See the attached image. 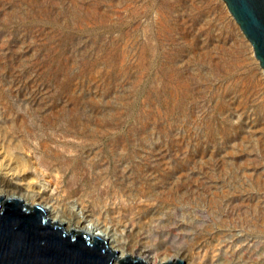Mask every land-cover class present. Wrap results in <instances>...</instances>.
<instances>
[{"label":"rangeland","instance_id":"1","mask_svg":"<svg viewBox=\"0 0 264 264\" xmlns=\"http://www.w3.org/2000/svg\"><path fill=\"white\" fill-rule=\"evenodd\" d=\"M0 188L157 260L264 264V72L225 1L0 0Z\"/></svg>","mask_w":264,"mask_h":264},{"label":"water","instance_id":"2","mask_svg":"<svg viewBox=\"0 0 264 264\" xmlns=\"http://www.w3.org/2000/svg\"><path fill=\"white\" fill-rule=\"evenodd\" d=\"M264 72V0H224ZM37 204L32 207L19 197L0 196V264H112L116 250L97 234L67 230L50 222ZM75 231V232H74ZM120 264H147L141 257L125 254ZM162 264H184L182 258Z\"/></svg>","mask_w":264,"mask_h":264},{"label":"bare ground","instance_id":"3","mask_svg":"<svg viewBox=\"0 0 264 264\" xmlns=\"http://www.w3.org/2000/svg\"><path fill=\"white\" fill-rule=\"evenodd\" d=\"M27 195H25V196L16 195L15 193H11V192L6 191L3 188H0V196H2L3 198H13L16 196V197L21 198L25 203H27L31 207L34 204L39 205L45 211V213L50 216V219H51L50 222L51 223L54 220H56V223L58 225L63 224V227H65V229H67L69 231L72 230V228H74V230L76 232L83 231V233H89L90 240L93 239L92 237L94 234L102 236L106 240V245L111 249V251H114V250L117 251L116 256L111 259L112 264H120L119 257H122L125 254H132V255L134 254V256L137 255V256L141 257L144 261H146L147 264H162L163 262H167L168 260H171L172 262H174L178 258V257H169L166 259H158L157 260L153 256L146 254V253H141L139 251H138L139 253H134V252H132V250L128 251L124 248V246H121V245H119V243H117V241H116L115 237L113 236V233L110 231V229L108 230L107 228H104V229L99 228V227H97V225H95V223L94 224L93 223L85 224V222L83 223V221L80 219V217H75V215H70L67 219H64L60 216H56L54 214V212H56V211H54V207H51L49 205L42 204V203H39L36 201L29 200L28 197H26ZM69 213H71V212H69Z\"/></svg>","mask_w":264,"mask_h":264}]
</instances>
